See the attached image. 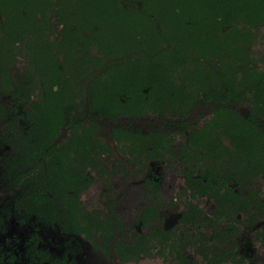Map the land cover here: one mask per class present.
<instances>
[{
    "label": "flooded vegetation",
    "instance_id": "af4514ba",
    "mask_svg": "<svg viewBox=\"0 0 264 264\" xmlns=\"http://www.w3.org/2000/svg\"><path fill=\"white\" fill-rule=\"evenodd\" d=\"M24 1L38 5L40 11V3L55 5L62 0ZM75 16L74 13L66 16L68 25H73ZM45 18L50 22L39 24L38 36L42 44L55 43L50 46L51 51L61 50L60 44L64 42L65 51L93 52L95 46L88 44L89 31H63L60 17L49 10ZM32 37L30 32H17L14 40L1 47L5 58L0 62V109L5 118L0 121V160L6 164L12 181L27 183L6 209V216L0 214V237L10 218L15 217L18 224L31 220L56 228L70 239L81 237L99 253L114 254L122 262L138 260L152 249L163 252L169 246L182 264L187 263L191 259L189 247L196 249L199 245L192 239L174 241L177 223L172 226L159 223L161 211L176 205L177 200L174 182L159 173L160 165L170 169L177 165L184 183L178 194L181 197V193H189V198L175 219L179 223L200 219L224 236L229 247L214 252L212 258L216 264L225 253L249 264L256 259L264 264V250L247 252L239 235L243 215L264 219V191L242 187L246 176L249 173L253 176L251 170L264 179V117H259L260 122L254 126L261 133V141L253 144L242 140L234 120L236 115L246 120L254 116L250 93L238 100L232 93H221L215 79L206 78L200 80L204 82L201 92L213 93L195 95L185 103H174L167 98L162 106L155 107L154 94L128 97V100L119 97L118 103L102 99L93 102L87 94L92 79L71 78L67 83L73 91L57 94L54 102L62 112L63 123L45 134L36 125L38 110L35 109L38 104L45 106L47 101L46 93L41 92L44 79H36L35 91L30 89L33 82L28 80L30 54L40 50L29 46ZM251 52L252 45L253 59ZM21 53L25 55V67H16V58ZM261 63L264 65V53ZM245 99L250 104L247 114L236 106ZM206 110L211 111L208 117L203 116ZM147 117L152 122L134 124ZM202 117L201 124L196 125ZM168 118L174 120L173 124H169ZM105 122L111 126L109 133L102 126ZM107 136L114 141L116 149L111 147ZM250 145L255 151L254 159L248 156L253 154ZM131 167L142 178L139 185L112 198L104 207L105 215L97 208L85 206L81 195L95 176L103 179L105 186L107 183L113 186L118 180L114 178ZM198 197L207 199L210 207L193 201ZM229 231L231 235L234 231L235 236H225ZM258 235L252 240L258 242L259 238L264 248V225L260 229L261 237ZM4 238V242L0 240V261L12 262L26 255L35 264H79L69 252L56 255L43 247L39 233H31L19 249L8 248L14 240Z\"/></svg>",
    "mask_w": 264,
    "mask_h": 264
},
{
    "label": "trees",
    "instance_id": "16d2710c",
    "mask_svg": "<svg viewBox=\"0 0 264 264\" xmlns=\"http://www.w3.org/2000/svg\"><path fill=\"white\" fill-rule=\"evenodd\" d=\"M39 5L40 11L24 0H0V62L5 58L1 47L17 32L33 35L29 46L40 50L30 54L28 80L35 83L29 84L35 91L36 79H44L41 92L47 101L35 109L36 125L45 134L63 123L54 102L57 94L73 91L67 83L71 78L92 79L87 94L93 102L154 94L155 107L167 98L185 103L213 93L200 89V80L209 78L220 84L221 93L238 100L250 93L254 116L246 120L236 115L234 120L244 142L261 141L254 126L264 117V70L250 57V46L253 31L264 24V0H62ZM47 10L60 17L63 31H89L93 52L65 51L64 42L54 52L50 46L55 43L42 44L39 24L50 22ZM73 13V25H68L66 16ZM250 146L253 154L248 156L254 159Z\"/></svg>",
    "mask_w": 264,
    "mask_h": 264
},
{
    "label": "rangeland",
    "instance_id": "374dc122",
    "mask_svg": "<svg viewBox=\"0 0 264 264\" xmlns=\"http://www.w3.org/2000/svg\"><path fill=\"white\" fill-rule=\"evenodd\" d=\"M255 37L252 42V57L253 61L257 63V68L262 69V58L264 53V24L260 28L256 29ZM25 55L21 53L18 54L16 58V67H25L26 60L24 59ZM238 110L243 114H247L250 109V104L247 99L243 100L239 105H236ZM211 115L210 110H206L203 114L204 117ZM197 120L196 125H200L203 118ZM5 118V115L0 109V121ZM153 118V117H152ZM144 120V119H143ZM142 119L136 120L134 124L144 123L148 124L152 122L150 117H147V120L143 121ZM170 120L169 124H173V119ZM102 126L105 127V132L109 133L111 131V126L108 123H103ZM107 140L113 149H116L115 143L111 140V137L107 136ZM1 154V152H0ZM110 167V161L106 163ZM123 173V172H122ZM119 175L118 179L112 185L105 186V181L99 176H95L94 181L91 183L89 189L84 191L81 195L82 201L85 206L89 209H99L100 214L105 215L104 207L105 205L115 196L121 192H129L134 187H136L140 181L141 176L137 175L133 169ZM143 173H146L143 172ZM159 173L163 174L165 179L174 183V196L177 197L176 205L167 208L161 211L159 216V223L166 225L169 223L171 226L177 223L175 228V235L173 239H192L195 241L199 248L189 247L191 252V259L184 264H216L213 261L214 252L225 251L227 247V242L224 236L216 233L212 227L204 223L200 219L190 220L179 223L175 219L177 213L183 208L184 201L189 198V193H181V197L178 193L182 192L181 188L184 186L183 179L179 174V168L177 165H174L172 169L165 166L164 164L160 165ZM253 176H246L242 182V187L244 190L248 189H259L262 193L264 191V179L261 175H254L255 172L251 170ZM12 175L9 176L6 164L0 160V214L6 216V209L14 203L19 194L22 192V189L26 186V181L15 182L12 181ZM198 204L206 207L210 203L207 199L198 197L194 199ZM212 209V208H211ZM129 216V215H127ZM243 222L240 227V237L244 239L243 243L246 247L247 252H255L258 249V252L262 253L264 248L260 245L262 244L258 238V242L252 240L255 234L259 233L262 225H264V219L253 218L249 214L243 215ZM36 232L40 234L41 244L43 247L49 249L52 253L56 255H62L64 252H69L70 257H74L79 264H182L176 257L174 249L172 250L169 246H165L163 252H158L156 249H152L149 253L143 254L138 260H131L127 262L119 261L115 258L114 254L108 256L105 252L99 253L92 243L89 241L83 240L81 237H77L76 240L70 239L68 234L58 231L56 228L49 227L40 223L34 224L31 220H26L24 224H18L15 222V217H11L6 230L2 233L0 240L4 242V237H9L14 240L8 248L19 249L26 238L30 236L31 233ZM230 231L226 233L225 236H235V232ZM213 241L214 244H211ZM73 246V247H72ZM73 248V249H72ZM221 251V252H222ZM244 253V252H243ZM253 254V253H252ZM260 257V256H258ZM0 264H35L30 260L26 255H20L17 259L10 262L7 259L0 261ZM218 264H249L246 260H241L237 256L230 257L229 254H223L220 263ZM253 264H263L260 259H256Z\"/></svg>",
    "mask_w": 264,
    "mask_h": 264
}]
</instances>
